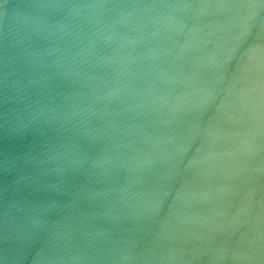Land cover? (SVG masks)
Listing matches in <instances>:
<instances>
[{"label":"water","instance_id":"obj_1","mask_svg":"<svg viewBox=\"0 0 264 264\" xmlns=\"http://www.w3.org/2000/svg\"><path fill=\"white\" fill-rule=\"evenodd\" d=\"M0 264H264V0H0Z\"/></svg>","mask_w":264,"mask_h":264},{"label":"clouds","instance_id":"obj_2","mask_svg":"<svg viewBox=\"0 0 264 264\" xmlns=\"http://www.w3.org/2000/svg\"><path fill=\"white\" fill-rule=\"evenodd\" d=\"M172 7H174V8H175V7H181V6H172Z\"/></svg>","mask_w":264,"mask_h":264}]
</instances>
